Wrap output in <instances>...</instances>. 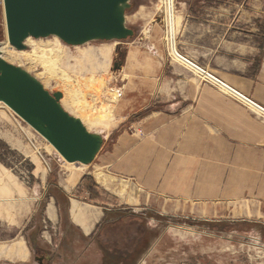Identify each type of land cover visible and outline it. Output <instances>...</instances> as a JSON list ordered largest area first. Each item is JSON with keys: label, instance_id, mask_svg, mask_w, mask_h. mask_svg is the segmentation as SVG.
Wrapping results in <instances>:
<instances>
[{"label": "rangeland", "instance_id": "374dc122", "mask_svg": "<svg viewBox=\"0 0 264 264\" xmlns=\"http://www.w3.org/2000/svg\"><path fill=\"white\" fill-rule=\"evenodd\" d=\"M162 4L161 0L130 1L125 17L132 18L142 7L146 8L145 15L136 23L126 21V27L136 35L121 44L92 41L73 47L52 36L27 40L23 57L15 58L17 50L13 47L8 50L7 62L26 70L51 94L62 93L64 110L81 119L90 132L101 134L105 143L92 165H69L43 137L0 103V209L10 206L19 211L15 223L0 220V245L23 238L31 252V244L37 243L52 257L47 264H76L84 251L86 261L79 264L98 263L101 253L94 243L89 247L91 237L99 246L106 245L112 256L134 254L131 264H264L263 158L230 160V167L237 163L236 170L241 173L235 182L239 191L232 197L208 201L157 199L138 190L134 181L112 174L110 160L115 161L117 153L123 156L128 152L142 137V121L162 112L166 104L160 102L165 95L163 91L159 94L161 83L157 79L162 72L171 70L166 63L179 64L203 78L170 54L164 41L159 50L149 42L146 30L153 25L165 26L158 22L165 16L163 10H155ZM174 9L177 50L208 71L248 75L262 63L264 0H174ZM142 35L146 36L144 41L140 39ZM6 41L0 0V44ZM49 46L56 47L60 58L47 52L53 49ZM107 46L112 47L111 60L97 74L98 84L90 86V64L84 58L87 54L100 57ZM132 46L138 48L139 61L114 71V62L123 61V53ZM113 92L124 97L122 101L128 104L125 108L112 102ZM36 149L45 156L49 167L42 163ZM38 170L45 173L44 179ZM74 171L93 179L99 192L109 195L105 197L109 203L106 207L88 201V182L82 184V192L77 191L82 178L73 192H64V181ZM59 191L69 198V205L73 196L82 203L104 208L103 220L89 236L69 223L66 212L63 217L59 215V223L46 219L48 204H56L53 196ZM0 264L37 262L32 254L26 262L0 258Z\"/></svg>", "mask_w": 264, "mask_h": 264}, {"label": "crops", "instance_id": "0c3cea01", "mask_svg": "<svg viewBox=\"0 0 264 264\" xmlns=\"http://www.w3.org/2000/svg\"><path fill=\"white\" fill-rule=\"evenodd\" d=\"M145 33L148 35L149 31ZM148 40L160 48V42ZM126 51L127 68L139 61L140 54L133 46ZM168 65L171 70L157 78L161 83L158 84L159 94L163 91L165 95L160 98L161 103H166L162 112L142 121V137L126 155L117 153L121 157L116 154L115 161L110 160L112 174L115 178L134 181L138 190L157 199L208 201L232 197L239 191L235 182L241 173L236 170L237 163L230 167V160L264 159V114L221 86L203 80L206 77L198 71L203 78L179 64L166 63V67ZM158 67H162L160 62ZM208 72L264 108V59L248 75L222 76ZM123 98L119 96L117 104ZM38 171L44 179L45 173ZM80 178H83L80 171L69 173L64 181V192H73ZM99 185L107 190L104 184ZM53 202L48 204L44 215L55 224L60 222V216ZM15 209L10 206L0 209V220L15 223L19 213ZM103 218L104 208L70 198L68 221L84 236L93 233ZM30 256L23 238L0 245V258L18 263L28 261Z\"/></svg>", "mask_w": 264, "mask_h": 264}, {"label": "water", "instance_id": "95a60500", "mask_svg": "<svg viewBox=\"0 0 264 264\" xmlns=\"http://www.w3.org/2000/svg\"><path fill=\"white\" fill-rule=\"evenodd\" d=\"M2 1L8 42L17 51L26 50L30 38L55 36L68 46L78 47L92 41L121 44L136 35L126 27L125 19L132 0ZM169 21L171 49L178 59L264 113V108L177 52L172 0H169ZM158 22L165 23L164 17L158 18ZM140 39L144 41L146 36ZM126 56L127 52L123 61L114 62V71L122 70ZM62 98V93L51 94L26 70L0 56V103L52 145L65 162L90 166L102 151L105 138L90 132L79 118L64 110Z\"/></svg>", "mask_w": 264, "mask_h": 264}, {"label": "bare ground", "instance_id": "6f19581e", "mask_svg": "<svg viewBox=\"0 0 264 264\" xmlns=\"http://www.w3.org/2000/svg\"><path fill=\"white\" fill-rule=\"evenodd\" d=\"M173 1V7H174V0ZM161 2H163V7L161 5H157L156 7V12L159 11L160 13V10L162 11L163 10V14L165 15L164 16V19H165V26H160V25H153L150 30H146V31H149L148 33V38L153 42H162L164 41L168 46V50L170 51V54H172L178 61H180V59H178L172 52V49H171V30H170V21H169V0H161ZM162 7V8H161ZM145 10L146 8L145 7H142L140 8L139 11H137L133 16L132 18H128L126 17V21L128 22L129 20L132 21L133 23H136L140 20H142L144 18V15H145ZM140 19V20H139ZM174 24H175V37H176V28H177V15L175 13V9H174ZM165 31H163V29ZM147 29V28H146ZM161 31L164 32V36H162V33ZM31 39V38H30ZM29 40V39H28ZM114 44H117L116 42ZM177 46V45H176ZM49 47H53V49H50L48 50L47 52L51 53V55H54V57L56 58H60V54L56 53L57 51L55 50L56 47L54 46H49ZM79 47V46H78ZM158 47V46H156ZM12 47H10V44L8 41H6L5 43H1L0 44V56L8 61V59H6V55L9 54L8 50L11 49ZM159 48V47H158ZM159 50V49H157ZM177 50V49H176ZM178 53H180L178 50H177ZM16 55L14 56L15 58L17 57H23L25 56L26 54L23 53V51H17L15 53ZM181 54V53H180ZM111 57H112V47L110 46H107L104 50H102V53L100 54V57L96 58L95 56L91 55V54H87V56L84 58L88 61V63L90 64V70H87V73H90L91 75H89L90 77L87 78V83L92 86V85H97L98 82L100 81V77H98V73L102 72L103 70H105L107 68V62H110L111 60ZM104 62L100 65V62ZM182 62V61H181ZM188 66V65H187ZM189 67V66H188ZM192 69V68H191ZM196 71V70H195ZM207 71V70H206ZM197 72V71H196ZM198 73V72H197ZM199 74V73H198ZM205 76V75H203ZM206 77V76H205ZM204 79H207V78H204ZM46 80L47 81H51L48 77H46ZM224 90H226L224 88ZM227 92H229L228 90H226ZM112 94V102H115L117 103L119 101V95L118 93H111ZM125 101H122L120 100V105H125ZM7 107V106H6ZM8 108V107H7ZM75 111L77 112V110L75 109ZM81 120V119H80ZM82 121V120H81ZM83 123V122H82ZM86 127V126H85ZM87 128V127H86ZM52 146V145H51ZM53 147V146H52ZM54 148V147H53ZM56 151V150H55ZM57 152V151H56ZM62 158V157H61ZM70 164V163H69ZM71 165V164H70ZM69 167V166H68ZM72 167V166H70ZM69 167V168H70ZM101 178V177H100ZM99 178V181H101ZM76 208V204H74V209Z\"/></svg>", "mask_w": 264, "mask_h": 264}, {"label": "flooded vegetation", "instance_id": "af4514ba", "mask_svg": "<svg viewBox=\"0 0 264 264\" xmlns=\"http://www.w3.org/2000/svg\"><path fill=\"white\" fill-rule=\"evenodd\" d=\"M89 247L94 243L95 245L98 246V251L101 253L100 257L101 259H99L100 261L95 264H131L132 263V258L131 256L133 255H128V256H123L120 255L119 257L116 256H112V251L107 249V246L105 245L106 248H103L102 246L98 245V242L96 240V238L94 239V237H91L89 239ZM88 247V248H89ZM31 249H32V253L30 252L31 256L33 254L34 260L35 262H37V264H47L52 260V257L49 255V253L47 252V250H44L39 244L35 243V244H31ZM85 251L82 254V256H80L78 258V260L76 261V264H79L80 261H86L85 259ZM88 264H91L89 261L86 262Z\"/></svg>", "mask_w": 264, "mask_h": 264}, {"label": "trees", "instance_id": "16d2710c", "mask_svg": "<svg viewBox=\"0 0 264 264\" xmlns=\"http://www.w3.org/2000/svg\"><path fill=\"white\" fill-rule=\"evenodd\" d=\"M126 52L123 53V57L126 54ZM85 182L89 183V185L87 186V188L85 190V193L88 194V201H90L91 203H94L97 206L106 207L109 203L106 201L105 197L106 196L109 197V195L107 193H104V192H102V194H101V192H99V187L94 183L93 179H91L89 177H83L81 179V183L77 187V191L82 192L81 186H83L82 184ZM59 193L60 194H55L53 197L56 200V206L58 208L59 215L61 217H63L65 212L68 215L69 198L63 192L59 191ZM103 195H105V196H103ZM81 197H82V194H81L80 198ZM62 201L64 202V205H62Z\"/></svg>", "mask_w": 264, "mask_h": 264}, {"label": "built area", "instance_id": "2783aa9c", "mask_svg": "<svg viewBox=\"0 0 264 264\" xmlns=\"http://www.w3.org/2000/svg\"><path fill=\"white\" fill-rule=\"evenodd\" d=\"M208 72V71H207ZM211 74V73H210ZM214 76V75H213ZM207 78V77H206ZM217 78V77H216ZM203 80H205V81H207V82H213V83H215V84H217L216 82H214V81H212V80H210L209 78H207V79H203ZM218 85V84H217ZM220 86V85H219ZM222 87V86H221ZM223 88V87H222ZM233 94V93H232ZM235 95V94H234ZM236 96V95H235ZM238 97V96H237ZM240 98V97H239ZM241 99V98H240ZM243 100V99H242ZM246 102V101H245ZM248 103V102H247ZM249 104V103H248ZM251 105V104H250ZM254 107V106H253ZM257 109V108H256ZM259 110V109H258ZM260 111V110H259ZM262 112V111H261ZM263 113V112H262ZM264 114V113H263ZM264 118V117H263ZM264 120V119H263ZM34 148H35V146H34ZM36 151H37V149H36ZM37 154H38V156H39V158H40V160L42 161V163L45 165V167H49V164H48V161L46 160V158H45V156L40 152V151H37Z\"/></svg>", "mask_w": 264, "mask_h": 264}]
</instances>
